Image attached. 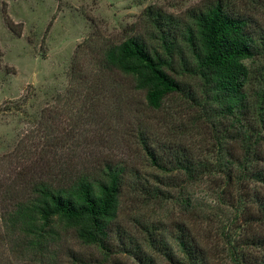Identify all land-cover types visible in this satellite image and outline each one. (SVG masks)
I'll return each mask as SVG.
<instances>
[{"label": "trees", "instance_id": "obj_1", "mask_svg": "<svg viewBox=\"0 0 264 264\" xmlns=\"http://www.w3.org/2000/svg\"><path fill=\"white\" fill-rule=\"evenodd\" d=\"M147 15L149 37L130 35L104 46L93 65L73 66L84 91L75 111L45 106L0 157L2 237L26 264H264V0H206L181 17ZM124 92L143 97L130 106ZM167 100L186 116L177 123L175 108L165 111L171 133L152 143L147 115ZM123 105L148 164L161 172L116 160L100 149L104 133L88 130L96 120L109 130ZM205 178L220 207L185 195ZM170 202L184 217L145 214ZM67 235L81 248L65 245L61 257Z\"/></svg>", "mask_w": 264, "mask_h": 264}, {"label": "rangeland", "instance_id": "obj_2", "mask_svg": "<svg viewBox=\"0 0 264 264\" xmlns=\"http://www.w3.org/2000/svg\"><path fill=\"white\" fill-rule=\"evenodd\" d=\"M204 1L206 0H0V157L14 149L32 123L39 119L45 106L51 105L55 111L64 105L70 112L77 109L81 102L79 97L84 91L80 84L82 79L72 76L73 66L93 65L104 46L119 43L130 35L149 37L152 28L147 15L149 8L163 15L181 17L188 9ZM70 91L75 92L72 94ZM115 95L118 96L117 93ZM130 95L131 93L124 92L123 99L130 106L133 103L134 107L143 97L137 93L133 97ZM178 105V100H167L162 110L147 115L149 126L154 132L151 135L152 143L166 141L171 133L164 121L166 118L163 115H167L165 111L175 108L177 123L185 118L187 108ZM120 112V115L117 113L113 116L109 130L108 125L105 130L99 129L103 125L98 124L97 120L93 124H86L88 130L104 133V143L97 139L101 151L110 152L116 160L129 166L144 168L148 173L161 172L148 164L136 138V130L129 127L134 117L130 108L126 109L123 105ZM121 115L122 120L119 119ZM58 123L56 128L62 129L64 125ZM84 126L82 125L83 128L86 127ZM68 127H72L71 122ZM133 127L137 128L138 123H134ZM196 132L195 129L189 133L197 136ZM88 139L89 136L78 140L80 144H85L89 142ZM196 139L199 142V137ZM207 184L209 181L206 178L202 183L190 184L185 195H193L195 202L204 209L207 206L220 207L212 199L215 195L207 194V188L204 187ZM128 204L126 200L123 201V213L130 208ZM150 205L145 213L149 218L160 217L173 223L175 218L184 217L180 212L181 206L171 202L163 210L156 204ZM220 211L227 214L225 222H229L234 215V211L226 204ZM185 217L193 220L197 218L193 214ZM1 229L0 227V264H26L23 259H18L10 252ZM213 241L222 242L221 239ZM65 245L81 248L70 236H64L59 246L62 247L59 254L61 257L65 254ZM220 245V248H226ZM214 252L219 255L223 251L218 249ZM226 252L227 250L222 256ZM61 259L58 257L57 260Z\"/></svg>", "mask_w": 264, "mask_h": 264}]
</instances>
